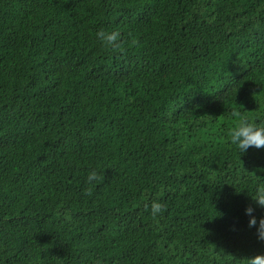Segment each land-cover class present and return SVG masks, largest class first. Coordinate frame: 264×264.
<instances>
[{"label": "trees", "instance_id": "trees-1", "mask_svg": "<svg viewBox=\"0 0 264 264\" xmlns=\"http://www.w3.org/2000/svg\"><path fill=\"white\" fill-rule=\"evenodd\" d=\"M238 117L264 122V0H0V264L264 253Z\"/></svg>", "mask_w": 264, "mask_h": 264}, {"label": "clouds", "instance_id": "clouds-1", "mask_svg": "<svg viewBox=\"0 0 264 264\" xmlns=\"http://www.w3.org/2000/svg\"><path fill=\"white\" fill-rule=\"evenodd\" d=\"M119 34L115 31L100 30L96 38L105 46H115ZM228 143L233 146L239 154L245 153L250 147L260 149L264 147V122L253 120L249 117H238L236 123L228 132ZM97 180V171L90 170L86 176V183L92 184ZM256 206L264 208V189L256 191L251 195ZM165 206L162 202L154 200L150 204V212L153 216L162 214ZM255 208L249 204L244 208V214L248 216V226L256 230V238L264 241V216L254 214ZM246 264H264V253H258L248 257Z\"/></svg>", "mask_w": 264, "mask_h": 264}]
</instances>
